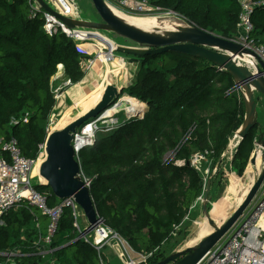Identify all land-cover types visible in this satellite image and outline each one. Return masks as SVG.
Instances as JSON below:
<instances>
[{"label":"trees","instance_id":"trees-1","mask_svg":"<svg viewBox=\"0 0 264 264\" xmlns=\"http://www.w3.org/2000/svg\"><path fill=\"white\" fill-rule=\"evenodd\" d=\"M255 1L259 3L250 16V35L256 43L264 44V0ZM150 3L224 38L231 39L237 32V0ZM28 10V0H0V135L14 136L22 154L36 158L56 104L52 77L58 65L69 81L60 85L62 92L86 74L83 62L90 54L80 51L77 41L64 33L46 34L42 16L31 17ZM116 54L137 65L128 84L121 88L122 93L144 104V112L116 128L97 131L93 144L81 148L76 158L81 173L90 178L89 190L98 216L135 251L152 253L148 258L152 264L173 252L164 249L177 233H185L184 217L193 213L192 206L204 192V175L189 164L194 152H208L207 210L222 190L225 170L220 155L243 120L244 103L232 76L207 60L176 51ZM12 117L18 120L16 124L10 123ZM254 130L241 139L230 160L228 168L236 175L244 170L245 174L249 166L253 138L258 135ZM168 153L172 156L167 157ZM177 160L183 163L177 164ZM34 186L49 194V206L60 201L49 186L38 182ZM46 220L28 206L11 210L0 227V250L19 247L22 252L32 251V240L45 233ZM72 221L70 208L64 207L48 258L59 264H98L95 248L75 239ZM105 249L102 258L106 264H114Z\"/></svg>","mask_w":264,"mask_h":264},{"label":"built area","instance_id":"built-area-1","mask_svg":"<svg viewBox=\"0 0 264 264\" xmlns=\"http://www.w3.org/2000/svg\"><path fill=\"white\" fill-rule=\"evenodd\" d=\"M46 1L51 8L58 13L73 17V14L69 13L70 6L66 0H56V2L64 5L60 10L54 8L55 6L53 5L54 3L51 2L52 0ZM237 1L240 5L237 32L231 40L254 51L264 61V44L256 43L250 35L253 28L250 16L254 6L259 2L255 0ZM104 2L110 8H115L120 12L129 15L151 17H163L169 15L173 18H181L173 11H165L161 7L150 3V0H104ZM28 3V12L31 17L37 16L38 14L42 16V27L46 34L52 36L59 32L64 33L65 35L74 38L77 41L76 47L83 52H87L85 50L88 48L80 46L79 44L80 42H85L84 37H94V39H99L92 35V31L67 27L55 15L44 11L34 0H28ZM116 46L117 45L115 43L114 46L111 43H108L106 47L105 45L96 47L94 55L106 62H112L115 58H120L124 61L121 55L119 57L118 54H116ZM236 59L238 62L245 64L249 69H254L253 62L255 59L252 56H236ZM127 80L128 79L126 78L124 81L127 82ZM67 84H69L68 80L65 81L63 85ZM235 89H237L236 86ZM59 90L60 86H58L57 89H54V96L56 100L59 99V95L61 94ZM237 90L239 91V89ZM124 100L125 99L121 98L119 101ZM116 105L117 103L114 102L110 106L111 108L113 107L111 112L108 110L110 107L107 108L96 118L84 124L74 133L73 146L76 153L75 156H77V153L81 148L93 144L95 133L98 130H103V126L99 121L108 117L105 114L106 112L109 111L108 113H110V115L114 113L113 111ZM127 117L122 118L119 122L110 121L105 129L110 130L116 128L125 120L129 119L130 115H127ZM24 120H26V117H24ZM17 122L18 120L14 117L10 120V123L13 124H16ZM111 123L115 124L113 125ZM49 125L47 127V133L50 131ZM87 126H89V130L84 132V129ZM237 130L238 128L233 131L232 135L228 139L226 147L220 155V158L226 159L228 163H230L239 141ZM81 137L84 138V141L79 143L78 138ZM38 148L39 151L36 158L26 157L22 154L14 136L5 137L0 135V227L5 224V217L11 210H15L22 206L37 207L41 214L47 217L45 233L38 234L37 238L32 240V251L27 253L22 252L19 247L0 250V264H29L22 262V258L29 256L30 254H35L40 256L42 259H45V257L54 249L51 246V243L57 228L58 220L64 207H69L71 210L73 217V232H75L78 238L90 243L95 248L98 254V264H105L101 254V251L104 248H111L116 253L117 258L122 262V264H148V258L152 253L135 251L126 239L113 229L106 226L103 219L99 217L98 214L96 223L89 225L81 208L72 197L62 198L54 206L48 205L49 194L39 192L34 186V184L38 182L37 167L43 156L44 142L39 144ZM256 152H259L258 164L257 160L254 164H250L254 170L253 180L255 177V170L258 172L261 170L264 160V150L263 147L257 143V136L253 138V149L249 159L252 154H255ZM207 153L208 152L206 150L196 151L189 159V164L204 175L203 190L205 189L208 180L207 172L204 168L205 164L209 162ZM176 163L181 164L183 161L177 160ZM79 175L85 184L89 186L90 178L81 173V171ZM200 201H202V195L197 198L196 203L192 206V208H194ZM187 216L188 215H186L184 219H186ZM83 220L86 222V226L84 227L82 226L84 225V223H82ZM178 227L179 226H176L175 228L178 229ZM40 264L59 263L50 257L45 259V261ZM73 264L79 263L75 262ZM197 264H264V179L252 199L249 208L244 211L235 224L205 253Z\"/></svg>","mask_w":264,"mask_h":264},{"label":"water","instance_id":"water-1","mask_svg":"<svg viewBox=\"0 0 264 264\" xmlns=\"http://www.w3.org/2000/svg\"><path fill=\"white\" fill-rule=\"evenodd\" d=\"M34 1L44 11L55 15L69 28L92 30V35L95 37L100 35L98 31H111L115 35L137 44V46L117 45L116 52L143 56L176 51L213 63L217 68L227 71L232 76L235 86L243 98L244 116L237 130L238 143L257 124L255 92L264 98V61L254 51L243 47L238 42L188 24L178 17L173 19L181 24L174 26L173 29L161 32L144 30L121 19L104 0H91L100 18L97 21L65 16L51 8L46 0ZM246 55L255 59L253 70L236 59V56L245 57ZM121 92V87L107 83L99 98L85 112L77 115L60 129L49 131L44 140L43 156L37 167L38 183L49 186L59 199L72 197L81 208L89 225L96 223L97 212L89 186L79 175L80 165L73 146L74 133L111 106ZM257 143L264 150V132L258 133ZM255 161V154H252L248 162L254 164ZM254 174L253 183L244 198L220 224L213 220L207 210L209 177L202 194L201 208L212 230L194 245L173 251L152 264H197L205 253L235 224L251 203L264 179V160L261 170L255 171Z\"/></svg>","mask_w":264,"mask_h":264},{"label":"rangeland","instance_id":"rangeland-1","mask_svg":"<svg viewBox=\"0 0 264 264\" xmlns=\"http://www.w3.org/2000/svg\"><path fill=\"white\" fill-rule=\"evenodd\" d=\"M66 1L69 3L70 6L69 13L73 14L74 17L94 20V21L100 20L98 14L96 13L93 7L91 0H66ZM51 2L54 3L53 4L55 6L54 8H56L57 10L62 9V7L64 6L63 4L56 2V0H52ZM172 19L173 17L169 15L163 17L138 16V17H133L132 19L129 20V22L142 28L154 29L158 27L157 24L155 25L156 22L162 21L164 24L168 25ZM79 29H84V28H79ZM98 32L97 33L100 35H97V38L101 37L107 42L105 44L102 43L103 45H105V47L108 45V43H111L113 46L114 43L116 45L137 46V44H135L133 41L126 40L121 36L115 35L111 31H98ZM92 38L93 40H96V42H98L97 47H101L102 44L100 43L101 42L100 38L99 39H94V37ZM95 49L96 46L93 45L88 47L87 50H85L90 54L88 60L86 59L83 62V66L86 68L85 71L87 72V70L90 67L92 68V65L94 69L93 72H91L92 75L90 76V78L87 79L85 77L81 79L78 83L73 84L72 86L70 84L67 86L68 89L65 92H63L64 90L62 91L63 93L61 92L60 103L62 102L63 104V99L66 96L69 97V99L67 100V104H64L63 109L61 107L60 109H58L59 113L57 114L56 118L53 116L49 117V124L51 121V125L53 126V129L56 128L60 129L67 122H69L77 115L85 112L89 107H91L94 104V102L99 98L103 87L107 83L115 84L118 87H122L123 85L128 84L131 78V73L133 74L137 65H135V63L128 60V58L124 56H122L124 59L123 67L118 62H116L115 64H113L112 62H106L96 57V55H94ZM118 56L120 57V55ZM120 66L122 67V72H123L122 74H119V72L121 71ZM118 77H120V79H118ZM126 78L128 79L127 82L124 81ZM69 86L71 87L69 88ZM57 88L58 86H55L54 89ZM123 96L125 97L124 98L125 100L119 101L121 98H123ZM255 97H256V110H257V124L254 125L255 127L254 132L257 135L260 131L262 132L264 131V98L258 92H255ZM130 99L136 100V104L133 105L130 102L131 101ZM115 102L117 103V105L116 107H114V111H113L114 113L110 115V113H108L109 111L106 112L105 114L108 117L103 118L102 120L99 121L103 126L102 131L104 132L106 131L105 128L107 127L110 121L119 122L120 120H122V118H126L127 115H130V118L141 117L144 112L143 111L144 104L142 102H140L139 104L138 99L126 95L125 92L123 93L121 92L120 96L117 97ZM108 110H110L111 112V110H113V107L112 108L110 107ZM121 113L122 115H120ZM59 117L60 119L57 121L56 119H58ZM111 124L114 125L115 123H111ZM171 156L172 155L168 153L167 157H171ZM223 165L225 172L223 175L222 190L215 196L213 202H211L208 209L209 214H211L213 220L218 224L223 222L231 214V212L235 209V207L244 198L245 194L247 193L251 184L253 183V180L251 183V181L246 178L244 174L245 170L243 171L242 175L239 176L229 170L228 168L229 163L226 161V159H224ZM247 165H250V163H247ZM204 168L207 172V176H208L207 179H209L210 177L209 162L205 164ZM215 169L216 168L212 169V174L215 172ZM201 202L202 201L198 202L196 206L192 209L193 213L191 215H188L186 219H184L185 220L184 225H187L184 229L185 233L184 234L177 233V235L174 236V239L165 247L164 250L169 251L172 249V251H176L194 245L203 236H205L207 232L209 233L212 230L211 226L208 224L206 220L204 213L202 212ZM250 204L248 205L246 210L249 208ZM28 207H30L32 213L36 215H41V212L37 207L34 206H28ZM205 230L208 231L206 232V234L202 236V232ZM172 244H175V246L173 245L174 247H172ZM107 253L109 254L110 258H112V262L114 264H122V262L117 258L116 253L111 248H107ZM103 261L105 262L104 259Z\"/></svg>","mask_w":264,"mask_h":264},{"label":"crops","instance_id":"crops-1","mask_svg":"<svg viewBox=\"0 0 264 264\" xmlns=\"http://www.w3.org/2000/svg\"><path fill=\"white\" fill-rule=\"evenodd\" d=\"M157 24V26L158 27H156V28H154V29H148V30H168V29H171L172 28V26L173 25H179V24H181V23H177V22H175L174 21V19H172L171 20V22L168 24V25H166V24H164L162 21H158V22H156L155 23V25ZM147 25H149V24H147ZM154 25V24H153ZM163 26V27H162ZM148 27V26H147ZM144 29H146V28H144ZM96 39V38H95ZM84 41L85 42H83L82 44H80V46H85V47H90V46H93L94 44H96V45H98L97 43L98 42H96V40H93V39H91V38H87V39H84ZM88 60V59H87ZM116 62H118L122 67H123V61L120 59V58H115L113 61H112V63L113 64H115ZM133 63H135L134 61H132ZM129 64H131V63H129ZM120 66V67H121ZM62 66H59L58 65V71L56 72V74L52 77V86H53V89L55 88V86H60V85H63L62 83H64L65 81H67L66 79H65V77H64V74H63V71H62V68H61ZM122 67H121V71L119 72V74H122L123 72H122ZM91 69V70H90ZM90 70V71H89ZM93 65H92V68L90 67L89 69H88V71L86 72V74L83 76V78H85V76L86 75H89V73H91V72H93ZM82 78V79H83ZM118 79H120V77H118ZM73 84H71V86H72ZM71 86H69V88L71 87ZM68 88L66 87L65 89H64V91L63 92H65L66 90H67ZM62 92V93H63ZM69 99V97H65L64 99H63V104H62V102L60 103V98L58 99V100H56V104L54 105V107H53V110H52V113H51V117L53 116V117H55L56 116V114H58L59 112L57 111L58 109H60V107L63 109L64 108V104H67V100ZM248 168V167H247ZM38 223V226H40V222H37ZM37 223H36V225H37ZM82 223H84V225H82L83 227L84 226H86V222L83 220L82 221ZM46 224H47V220H46V222H45V229H46ZM41 227H43V225L41 224ZM75 239H78V237L76 236L75 237ZM104 250H106L105 248L103 249V251ZM50 254H48L46 257H45V259H47L48 258V256H49ZM26 257H28L27 258V262H25V263H29V264H40V263H42L43 261H45V259H42L40 256H37L36 255V258H33V257H29V256H26ZM40 257V258H39ZM23 259V258H22ZM1 260V259H0Z\"/></svg>","mask_w":264,"mask_h":264},{"label":"bare ground","instance_id":"bare-ground-1","mask_svg":"<svg viewBox=\"0 0 264 264\" xmlns=\"http://www.w3.org/2000/svg\"><path fill=\"white\" fill-rule=\"evenodd\" d=\"M111 10L117 15V16H119L121 19H123V20H125L126 22H129V20L130 19H132L133 17H138V16H135V15H129V14H126V13H123V12H120L119 10H117V9H115V8H111ZM128 20V21H127ZM130 23V22H129ZM132 24V23H131ZM134 25V24H133ZM134 26H137V25H134ZM174 26H176V25H173L172 26V28L171 29H173L174 28ZM137 27H139V26H137ZM140 28H142V27H140ZM142 29H144V28H142ZM144 30H148V29H144ZM168 30H170V29H168ZM148 31H158V32H161V31H163V30H148ZM100 38V43L102 44V43H107L106 42V40H104V39H102L101 37H99ZM84 39H87L86 37H84ZM92 39V38H91ZM99 43V44H100ZM103 45V44H102ZM92 75V73H89V75H86L85 77L88 79V78H90V76ZM61 95V94H60ZM60 95H59V98H60ZM125 97H123V99H124ZM127 99V98H126ZM131 101V103L134 105V104H136V100H134V99H130ZM136 106V105H135ZM49 127H50V131H53V130H56V129H58V128H56V129H53V126L51 125V121H50V125H49ZM60 128V127H59ZM87 130H89V126H87L85 129H84V132H87ZM84 141V138H78V142L79 143H82ZM256 154V160H257V164H258V161H259V152H256L255 153ZM245 176H246V178L248 179V180H250L251 181V183H252V180H253V169H252V167L249 165L248 166V168H247V170H246V173H245ZM244 176V177H245Z\"/></svg>","mask_w":264,"mask_h":264},{"label":"flooded vegetation","instance_id":"flooded-vegetation-1","mask_svg":"<svg viewBox=\"0 0 264 264\" xmlns=\"http://www.w3.org/2000/svg\"><path fill=\"white\" fill-rule=\"evenodd\" d=\"M258 136V135H257ZM249 161V160H248Z\"/></svg>","mask_w":264,"mask_h":264}]
</instances>
